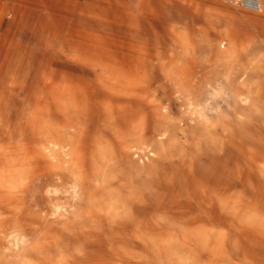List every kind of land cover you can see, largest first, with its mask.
Returning a JSON list of instances; mask_svg holds the SVG:
<instances>
[{
    "label": "rangeland",
    "instance_id": "374dc122",
    "mask_svg": "<svg viewBox=\"0 0 264 264\" xmlns=\"http://www.w3.org/2000/svg\"><path fill=\"white\" fill-rule=\"evenodd\" d=\"M0 156V264H264V7L0 0Z\"/></svg>",
    "mask_w": 264,
    "mask_h": 264
},
{
    "label": "bare ground",
    "instance_id": "6f19581e",
    "mask_svg": "<svg viewBox=\"0 0 264 264\" xmlns=\"http://www.w3.org/2000/svg\"><path fill=\"white\" fill-rule=\"evenodd\" d=\"M256 1L258 2V5H259V12H261L263 10L264 4L261 0H256ZM116 83L120 85L121 83H124V80L118 78L116 79ZM125 87L126 86H124V88ZM119 93L120 92L115 90L114 86L108 89V94L111 96L116 95V94L118 96ZM50 144L53 146V148L49 147L48 145H45V150L48 149L50 151H54L56 150V148L62 147V144L59 141L51 140ZM127 149L132 150L134 149V146H130V147L127 146ZM77 154H79L78 159L81 161L83 159V155L80 152V150H77ZM103 154L105 155V153ZM17 161H18V158L16 157L7 158V157L0 156V214L13 211L15 201L21 195L20 191H18V188L15 185V181L17 180V178L20 175H22L21 174L22 169L18 168L19 165L17 164ZM2 163H4V165H2ZM7 164H12V165L6 166ZM3 227L4 225H2L0 221V232H2Z\"/></svg>",
    "mask_w": 264,
    "mask_h": 264
},
{
    "label": "built area",
    "instance_id": "2783aa9c",
    "mask_svg": "<svg viewBox=\"0 0 264 264\" xmlns=\"http://www.w3.org/2000/svg\"><path fill=\"white\" fill-rule=\"evenodd\" d=\"M253 11H259V5L256 0H248Z\"/></svg>",
    "mask_w": 264,
    "mask_h": 264
}]
</instances>
